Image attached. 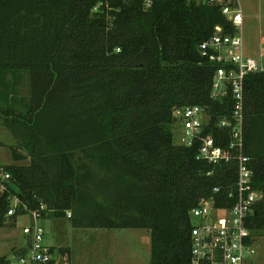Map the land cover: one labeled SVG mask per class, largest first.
<instances>
[{
  "label": "trees",
  "instance_id": "16d2710c",
  "mask_svg": "<svg viewBox=\"0 0 264 264\" xmlns=\"http://www.w3.org/2000/svg\"><path fill=\"white\" fill-rule=\"evenodd\" d=\"M100 1L0 0V118L15 141L13 162L0 165L9 174L0 228L14 220L6 212L15 194L31 209L44 203L43 218L65 217L74 228L148 229L150 264H190V209L214 185L228 184L233 171L222 164L207 175L213 166L196 158L197 145L174 143L173 110L200 106L206 131L228 142V129L216 122L230 117L233 100L212 90L215 64L198 45L216 25L234 33L221 7L235 1L154 0L144 7V0H108L93 9ZM22 81L25 99L16 96ZM243 115L257 194L246 227L258 238L264 70L244 77Z\"/></svg>",
  "mask_w": 264,
  "mask_h": 264
},
{
  "label": "built area",
  "instance_id": "2783aa9c",
  "mask_svg": "<svg viewBox=\"0 0 264 264\" xmlns=\"http://www.w3.org/2000/svg\"><path fill=\"white\" fill-rule=\"evenodd\" d=\"M154 0H144V7H150ZM219 2L220 0H202ZM224 4L221 12L234 27V33L223 31L216 25L212 36L198 45L200 54L215 64L212 90L229 93L233 100L230 117H221L216 125L228 129L229 140L221 143L211 131H206L209 117L198 105L177 107L173 110L176 119L177 144L197 145L196 158L207 162L213 168L232 165L233 177L228 184H216L208 198L201 200L190 209V264H254L251 257L256 253V239L246 227L249 212L257 201V194L251 188L252 168L250 158L244 153V77L248 72L262 70L255 58L243 52L242 20L240 5ZM108 0L98 2L93 9L107 7ZM9 174L0 169V195L9 192ZM6 215H26L28 222L22 226L25 247L19 249L15 259L5 264H49L57 260L56 247L44 241L45 230L40 224L44 203L31 209L17 195L9 194ZM69 215V214H68ZM25 250L24 253H20Z\"/></svg>",
  "mask_w": 264,
  "mask_h": 264
},
{
  "label": "rangeland",
  "instance_id": "374dc122",
  "mask_svg": "<svg viewBox=\"0 0 264 264\" xmlns=\"http://www.w3.org/2000/svg\"><path fill=\"white\" fill-rule=\"evenodd\" d=\"M241 7V6H240ZM242 13L243 12V8ZM255 18V17H254ZM242 37L246 42V28L243 15ZM253 24V28L257 22ZM245 22V23H244ZM254 35V29L252 30ZM252 35V36H253ZM259 67L264 70V57H255ZM27 85L22 81L17 86L16 96L26 98ZM21 105H18L21 108ZM0 142L5 149H0V164L11 163V148L15 141L4 128L0 118ZM174 143L177 144V131H174ZM23 162H27V159ZM68 216V214H67ZM68 218L44 217L40 224L45 230L44 241L47 245L69 250L59 254V264H150V233L141 228H74ZM28 222L26 215L19 216L15 222L7 223L0 228V256L15 259L19 249L25 247L26 238L22 226ZM256 253L251 257L254 264H264V236L258 237L255 243ZM69 257V259H67ZM68 260V262L66 261Z\"/></svg>",
  "mask_w": 264,
  "mask_h": 264
},
{
  "label": "crops",
  "instance_id": "0c3cea01",
  "mask_svg": "<svg viewBox=\"0 0 264 264\" xmlns=\"http://www.w3.org/2000/svg\"><path fill=\"white\" fill-rule=\"evenodd\" d=\"M236 2L238 5L241 6V8H243L244 13L242 14L245 16L246 23L245 22L244 23H245L246 28L249 25L251 27L249 28V32L246 29V34H247L246 42H245V39L243 41L244 54L252 58L264 57V0H236ZM254 17L257 18L258 20L253 28V24L255 22ZM243 21L244 20H242V26H243ZM253 29H254V35L252 34ZM260 121L261 119L259 120V124L263 126V122H260ZM259 128L261 131H264L263 127H259ZM0 149L4 150L5 146H0ZM21 162L23 163V161ZM4 164L5 163H2L0 165H4ZM7 164H10V163H7Z\"/></svg>",
  "mask_w": 264,
  "mask_h": 264
},
{
  "label": "water",
  "instance_id": "95a60500",
  "mask_svg": "<svg viewBox=\"0 0 264 264\" xmlns=\"http://www.w3.org/2000/svg\"><path fill=\"white\" fill-rule=\"evenodd\" d=\"M9 186H10V188H11L12 190H14L15 192H18V187L16 186L15 183L10 182V183H9Z\"/></svg>",
  "mask_w": 264,
  "mask_h": 264
}]
</instances>
